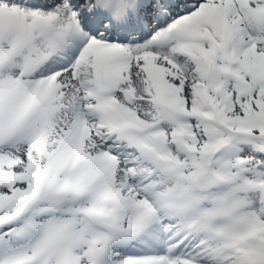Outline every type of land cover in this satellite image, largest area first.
I'll use <instances>...</instances> for the list:
<instances>
[{"label": "snow or ice", "instance_id": "1", "mask_svg": "<svg viewBox=\"0 0 264 264\" xmlns=\"http://www.w3.org/2000/svg\"><path fill=\"white\" fill-rule=\"evenodd\" d=\"M0 264H264V0H0Z\"/></svg>", "mask_w": 264, "mask_h": 264}]
</instances>
